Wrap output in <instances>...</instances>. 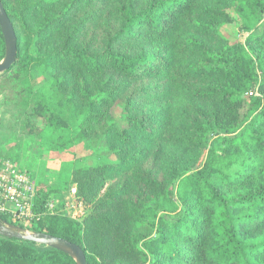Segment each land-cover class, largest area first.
<instances>
[{"label": "trees", "instance_id": "1", "mask_svg": "<svg viewBox=\"0 0 264 264\" xmlns=\"http://www.w3.org/2000/svg\"><path fill=\"white\" fill-rule=\"evenodd\" d=\"M0 1L17 49L0 132L105 159L72 173L86 217L37 192L29 231L87 264H264V0ZM234 14L243 40L222 33ZM35 246L0 236V264H77Z\"/></svg>", "mask_w": 264, "mask_h": 264}, {"label": "rangeland", "instance_id": "2", "mask_svg": "<svg viewBox=\"0 0 264 264\" xmlns=\"http://www.w3.org/2000/svg\"><path fill=\"white\" fill-rule=\"evenodd\" d=\"M235 19L234 24L224 26L222 33L233 37L235 39H242L238 34L237 22L235 14L232 15ZM246 35V34H245ZM244 35V36H245ZM49 75H41L38 73L32 74V79L35 81L44 82ZM2 97H0V116L3 114ZM112 113L114 118L119 121L123 114V103L117 102L113 108ZM80 125V121L72 125V129H76ZM210 145L219 146L220 141L217 137H210L208 139ZM0 167L3 157L7 161L15 165V167L23 173L28 174L36 187L39 195L48 193V199L45 201L46 213L49 214H68V211H74L72 207L78 208V202L75 196L77 195L76 184L73 183L72 173L76 168L91 166L95 164H102L105 159L94 156V149L89 143H82L74 149V153L53 152L49 150L47 143L41 139L18 137L9 131L0 132ZM74 190L76 195L72 193ZM35 198V203H36ZM50 206L52 207L51 211ZM83 210L79 214H72L75 216L74 220H82L86 217L87 210L82 204ZM90 208V206H89ZM78 213V209H75ZM24 228V227H22ZM28 230L27 228H24ZM35 248L42 249V246L36 245Z\"/></svg>", "mask_w": 264, "mask_h": 264}, {"label": "built area", "instance_id": "3", "mask_svg": "<svg viewBox=\"0 0 264 264\" xmlns=\"http://www.w3.org/2000/svg\"><path fill=\"white\" fill-rule=\"evenodd\" d=\"M71 191L74 195L75 191ZM35 198L36 187L32 178L18 170L14 164L3 163L0 167V214L8 216L15 225L26 228L30 221L41 217L36 212ZM72 209L74 211L70 216L74 218L72 214H79L83 207L78 202V208L73 206ZM75 209H78V213H75Z\"/></svg>", "mask_w": 264, "mask_h": 264}, {"label": "water", "instance_id": "4", "mask_svg": "<svg viewBox=\"0 0 264 264\" xmlns=\"http://www.w3.org/2000/svg\"><path fill=\"white\" fill-rule=\"evenodd\" d=\"M0 31L5 45V54L0 61V75L7 72L16 61V36L13 26L0 1ZM0 236L7 239H16L34 245L51 248L69 255L77 264H87L83 250L76 244L65 239L48 234L32 232L20 226L2 222L0 220Z\"/></svg>", "mask_w": 264, "mask_h": 264}]
</instances>
